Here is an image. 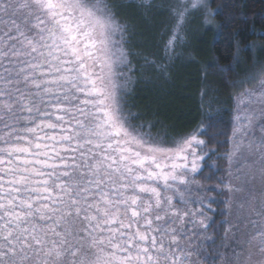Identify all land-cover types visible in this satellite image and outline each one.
Here are the masks:
<instances>
[{"label": "snow or ice", "instance_id": "obj_1", "mask_svg": "<svg viewBox=\"0 0 264 264\" xmlns=\"http://www.w3.org/2000/svg\"><path fill=\"white\" fill-rule=\"evenodd\" d=\"M123 7L0 0V264H264V63L244 81L246 123L225 141L229 179L212 183L205 140L159 146L117 102L123 69L138 70ZM233 19L213 25L219 39ZM240 35L228 37L237 52Z\"/></svg>", "mask_w": 264, "mask_h": 264}, {"label": "trees", "instance_id": "obj_2", "mask_svg": "<svg viewBox=\"0 0 264 264\" xmlns=\"http://www.w3.org/2000/svg\"><path fill=\"white\" fill-rule=\"evenodd\" d=\"M118 2L124 5L125 12L117 18L129 27L132 33L129 49L137 54L128 56L132 69L138 70L129 71V89L122 96V106L130 123L142 126L138 129L140 132L165 146H171V141L181 136L196 135L205 140L216 154L206 160L204 176L211 175L212 183L218 177L229 179L222 163L225 153L234 150V144L225 141L233 140L235 118L242 104L240 97L245 99L246 89L251 88L244 81L260 70L257 64L264 63V0H210V17L206 19L202 13H196L198 28L193 27V22L184 31L180 27V35L174 40L176 18L170 7V11L157 10L152 15L147 9L136 7L144 0H135V3L107 0L109 4ZM148 2L153 5L152 0ZM141 11L144 15H140ZM230 17L234 19L230 26L223 28L224 38L219 39L213 25H222ZM235 32L241 33L237 38L241 52L228 47V37ZM149 62L165 65L171 62L174 68L161 74L153 71ZM217 63L219 68L215 66ZM202 129L207 130L203 135ZM245 154L246 142L236 152L234 168L243 166L236 158H244ZM198 178L207 182L204 177ZM215 219L219 220L220 216ZM204 243L212 252L218 241ZM218 259L214 254L206 257L209 264Z\"/></svg>", "mask_w": 264, "mask_h": 264}, {"label": "rangeland", "instance_id": "obj_3", "mask_svg": "<svg viewBox=\"0 0 264 264\" xmlns=\"http://www.w3.org/2000/svg\"><path fill=\"white\" fill-rule=\"evenodd\" d=\"M209 2H210V0H155V1L152 0V3L155 7H151V9H147V10H148L149 14L151 13L153 15L156 13L157 10L160 11L161 13H165V9H169V7L171 8L172 13L175 15V18H176V25H175L174 35H173V39H172V40H174L176 37H178L180 35V27H182V29H183L186 25H189V23L193 22V27L198 28L199 21L197 19L196 13H199V12L202 13L206 19H208L210 17L211 9L209 7ZM169 11H170V9H169ZM124 12L125 11L122 8V15H120V16H123ZM167 19H168V17H166V20ZM183 31H184V29H183ZM125 51L127 52V50H125ZM123 74L126 78L125 79H119L118 78L116 80L117 88L115 91L117 102L120 103L121 105H122V96L126 91H128L129 81H130L129 70L123 69ZM240 99L242 100V104H239V107H238L239 111L237 113V116L240 117V120L237 121L235 118V127L238 125H243L246 123V121L243 119L244 112L242 109L248 103L250 97L247 95V97L245 99L243 97H240ZM236 138L237 139L235 142L239 143L241 140V137L239 135H237ZM156 142L159 146H165L164 144H162L159 141H156ZM245 142L246 141H244V143ZM165 147H167V146H165ZM232 151L233 150H230V152H232ZM235 156H236V154H235ZM237 159H239L240 164L245 163L244 158H242L241 156L236 158V161H237ZM222 168L227 171L228 162L226 159L222 163Z\"/></svg>", "mask_w": 264, "mask_h": 264}]
</instances>
